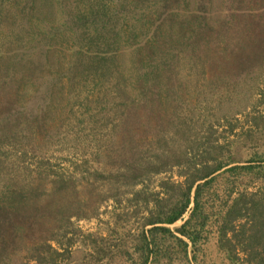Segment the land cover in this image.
I'll list each match as a JSON object with an SVG mask.
<instances>
[{
	"label": "rangeland",
	"instance_id": "obj_1",
	"mask_svg": "<svg viewBox=\"0 0 264 264\" xmlns=\"http://www.w3.org/2000/svg\"><path fill=\"white\" fill-rule=\"evenodd\" d=\"M134 1L0 0V264L140 262L152 228L181 238L193 202L174 225L149 222L181 201L191 176L214 158L242 167L264 153V60L252 64L255 52L227 29L249 10L264 15V0L240 10L179 0L214 32L201 61L170 56L159 67L147 60L148 30H130ZM177 14L182 22L185 10ZM225 170L204 197L210 222L198 248L187 260L157 234L161 260L149 264H246L247 254L220 249L218 214L229 190H243Z\"/></svg>",
	"mask_w": 264,
	"mask_h": 264
},
{
	"label": "trees",
	"instance_id": "obj_2",
	"mask_svg": "<svg viewBox=\"0 0 264 264\" xmlns=\"http://www.w3.org/2000/svg\"><path fill=\"white\" fill-rule=\"evenodd\" d=\"M232 1L235 4L233 7L237 6V10H240L247 2L253 4L250 8H254L255 4L263 0ZM178 2L179 0H135L132 4L133 9L140 8V15L137 14L136 17L139 25L132 26L130 30L135 33L148 30L151 34L148 42V44H151V48L146 49L150 50V55H152V59L147 58L151 63V67H159L158 63L163 64L166 60H169L170 56H173L172 59L178 58L177 62L182 57L185 59L196 58L201 61L200 47L204 46L211 32H214V29L208 23V17L190 13L187 8L189 2H183V4ZM179 8L184 9L186 12L182 22L176 17ZM248 14H251V17L246 20H242L243 17H237L239 19H235V25L228 26L230 29H227L229 31L233 30V35L238 36L240 46H246L245 53L247 51L249 55L252 51L255 52V59L251 60V63L254 64L255 61L264 60V29L254 28L253 21L264 19V15L258 16L252 10H249ZM177 22H181V35L179 31L176 32L178 35H175L171 40L169 39V43H167L168 32L179 30ZM140 51L143 52L142 46H138V49L134 52L137 59H140ZM201 53L204 56L207 55L204 51ZM245 58L248 59V57ZM242 66H245L244 69L252 67L249 64ZM213 161L217 162L213 169L211 168L210 171L207 169L205 172L199 170L198 175L191 176V180L180 188V195L176 198L181 199L180 202L172 203L166 212L161 211L149 222L150 225L154 226L174 225L188 213L193 202L194 208L190 210L189 219L175 230L181 238L175 237L169 228H152L150 230L151 243L149 242L150 239L144 236L141 244L143 253L139 258L140 262L134 261L133 264H149L151 257H153V262L160 257L159 252H157L160 246L155 240L157 234L175 238V241L183 250L184 258L188 260L190 248H198L199 242H201L209 226L210 214L205 210L203 202L206 193L216 182V176H212L226 168L224 175L238 176L235 185L243 188V190L239 188L229 190L222 210L218 214L220 218V222H218L220 249L231 254L237 261L243 260L241 254H247L244 261L246 264H264V255L255 251L257 248L264 247V153L260 158L253 159L249 162V165L242 167H231L230 165L233 162L218 163L215 158ZM238 171L240 173H236ZM258 184L260 186L256 187L255 185ZM253 187L257 189L250 192L249 189ZM152 247L153 249H151ZM249 249L252 250V254H248Z\"/></svg>",
	"mask_w": 264,
	"mask_h": 264
}]
</instances>
